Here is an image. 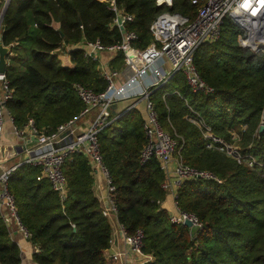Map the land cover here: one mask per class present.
Returning <instances> with one entry per match:
<instances>
[{
	"label": "trees",
	"instance_id": "1",
	"mask_svg": "<svg viewBox=\"0 0 264 264\" xmlns=\"http://www.w3.org/2000/svg\"><path fill=\"white\" fill-rule=\"evenodd\" d=\"M115 3L132 14L126 26L136 33L131 43L136 48L150 41L149 25L162 11L192 19L199 6L189 0H172L170 7L156 6L154 0ZM111 16L102 0H8L0 42L10 47L3 73L11 89L6 107L17 128L31 118L36 130L49 132L77 116L83 104L73 82L96 93L104 90L97 59L84 58L80 42H118L120 32L109 25ZM239 34L241 29L226 17L219 37L194 50L195 67L211 92H192L177 71L148 94L160 126L176 140L174 155L220 180L190 178L176 189L175 205L201 223L194 232L171 222L161 205L164 174L158 162L139 159L143 112L131 107L97 134L101 161L114 186L110 196L116 218L128 233L142 230L141 251L150 255L142 264H264V50L241 46ZM64 46H69L70 66L61 65L57 56ZM121 57L117 52L109 64L119 67ZM186 115L201 119L220 142L207 147L203 128ZM225 144L235 152L227 153ZM61 169L63 196L45 178L36 179L38 166L19 165L8 177L18 220L28 233L24 237L34 247L32 260L116 264L103 257L110 226L94 194L86 156L70 154ZM9 230L0 217V264H19L20 250Z\"/></svg>",
	"mask_w": 264,
	"mask_h": 264
},
{
	"label": "built area",
	"instance_id": "2",
	"mask_svg": "<svg viewBox=\"0 0 264 264\" xmlns=\"http://www.w3.org/2000/svg\"><path fill=\"white\" fill-rule=\"evenodd\" d=\"M102 1L106 2L112 12L109 25L117 27L120 39L108 45L98 40H84L80 42L82 56L86 59H97L98 62V57L103 52L111 55L112 59L121 51L122 62L119 68L108 63H97L100 74L106 81V86L101 92L96 93L78 82L72 83L75 94L83 104L77 116L59 123L49 132L36 130L31 118L27 119L23 127L17 128L6 107V102L11 97V89L8 87L4 73H0V136L4 124L9 123L12 135L22 143V146L19 145L21 147L19 156L13 148L11 155L5 159L0 157V217L8 229L15 226L25 237L28 233L18 220L13 197L7 185L10 173L22 164L38 166L39 174L36 179L45 178L50 187L63 196L65 178L61 169L62 163L70 154L82 153L88 160L93 179L95 174H100L104 181L105 206L101 208V213L104 216L108 213L116 216V208L110 196L114 186L101 161L97 134L105 125L134 107L137 100L143 101L144 104L141 128L145 141L139 152V159L143 162L154 158L163 171L161 187L165 191V196H170L172 200L170 210L165 208L171 222L182 223L188 219L193 226L201 227V223L193 214L180 211L175 205V191L184 180L201 178L220 181L212 172L184 164L179 156L174 155L176 140L160 126L148 94L152 89L165 83L171 74L177 71L183 74L192 92L204 94L211 92L212 88L200 77L195 67L194 50L202 42L214 41L219 37L226 17L235 24L238 22L239 26H237L241 29V34L237 35L238 44H247L246 41L251 39L252 34L257 33L256 22L258 15L262 14L260 11L257 12V9H263L264 14V0H189L192 4H199L194 17L186 19L177 13L162 11L149 25L151 38L144 48H136L131 44L136 39V33L126 25L131 21L132 14L117 5L115 0ZM171 3L172 0H154V4L160 7H170ZM242 22L245 26L241 25ZM244 32L247 33L246 37ZM124 99L132 101L116 113L114 110L116 103ZM112 109L113 113H111ZM90 113L93 114L90 119L86 118L78 123L80 118ZM186 117L199 128H203V137L209 140L207 147L211 146L212 142H220L212 136L201 119L187 115ZM223 148L219 146V149ZM225 151L230 154L235 152L234 148L231 149L227 144ZM16 156L18 160L14 164L8 167L2 166L4 161ZM171 162H173L172 168L169 167ZM71 225L73 226L72 223ZM119 232L125 251L112 254L109 258L116 261V264H133L127 259L128 253L142 258L138 264L150 259V255L141 251L143 237L141 229L137 228L128 233L119 223Z\"/></svg>",
	"mask_w": 264,
	"mask_h": 264
},
{
	"label": "crops",
	"instance_id": "3",
	"mask_svg": "<svg viewBox=\"0 0 264 264\" xmlns=\"http://www.w3.org/2000/svg\"><path fill=\"white\" fill-rule=\"evenodd\" d=\"M3 4V3H2ZM1 9V8H0ZM69 46H64L63 48H60L57 50V56L61 63V65L70 66L71 60L68 54ZM111 55H109L106 52H103L98 57V62L100 64H109L111 60ZM7 62V60H6ZM110 65V64H109ZM132 100L124 99L121 101H118L116 103V106L114 108L115 112H120L123 110ZM137 109L141 110L144 114V104L143 101L137 100L136 105L134 106ZM22 143L20 140L16 139L10 130V124L5 123L3 126V133L0 136V149H2V154H5L6 151H10L12 153L13 148L16 149V154L19 156ZM16 156V157H17ZM170 168L173 167V162L169 165ZM93 191L95 196L97 197L100 210L105 206V187H104V181L100 174H95L93 179ZM172 204V200L170 196H165L164 200L162 201L161 205L166 208L167 210H170ZM106 219L108 220L109 226H110V237H109V244L108 246L103 250V257L105 260L109 259V257L112 254L119 253L121 251H125V245L121 239V235L119 232V222L116 218V216L113 213H108L106 216ZM11 238L16 242V244L19 247L20 252V263L19 264H37L34 262L31 258V252L34 250V247L30 244L28 240L24 237V235L17 229V227L12 226L9 230ZM127 259L133 264H138L142 258L139 255L128 253Z\"/></svg>",
	"mask_w": 264,
	"mask_h": 264
},
{
	"label": "water",
	"instance_id": "4",
	"mask_svg": "<svg viewBox=\"0 0 264 264\" xmlns=\"http://www.w3.org/2000/svg\"><path fill=\"white\" fill-rule=\"evenodd\" d=\"M8 3V0H4L3 1V4L1 6V9H0V21H1V18H2V15L5 11V8H6V5ZM236 21V20H235ZM236 25H238V22H236ZM239 26V25H238ZM241 44V43H240ZM241 46L243 47H246V48H249L251 49L252 51L254 52H257L259 50H264V45H260V46H250L246 43H242ZM9 46H5V45H2V43L0 42V73H3L4 72V69H5V65H6V56L9 52ZM114 110L112 109L111 110V113H113ZM263 129V123H261L259 125V128L258 130L261 131ZM183 225L187 226L189 229H190V232H194L197 227L196 226H193L190 222V220L188 219H185L183 222H182Z\"/></svg>",
	"mask_w": 264,
	"mask_h": 264
},
{
	"label": "rangeland",
	"instance_id": "5",
	"mask_svg": "<svg viewBox=\"0 0 264 264\" xmlns=\"http://www.w3.org/2000/svg\"><path fill=\"white\" fill-rule=\"evenodd\" d=\"M247 36V33L246 32H244V37H246ZM257 35H255V37H256ZM254 37V38H255ZM239 41V40H238ZM241 41V40H240ZM253 41H254V39H253ZM255 42V41H254ZM249 49V48H248ZM251 50V49H250ZM22 53H23V49H22V51H21V53H20V55H22ZM23 57V56H22ZM113 67H115V68H117L118 66H113ZM119 68V67H118ZM95 112V111H94ZM93 112V113H94ZM92 113H90V114H88V115H86L85 117H82V118H80L79 120H78V123H81V122H83L86 118H88V119H90L91 117H92ZM231 147V149H233V146H230ZM2 153V149H0V154ZM12 153L10 152V151H6L5 152V154H2L0 157L1 158H3V159H5V157H7L8 155H11ZM18 160V158L17 157H13V158H10V159H8V160H6V161H4L3 163H2V166L3 167H8V166H10V165H12V164H14L16 161Z\"/></svg>",
	"mask_w": 264,
	"mask_h": 264
},
{
	"label": "bare ground",
	"instance_id": "6",
	"mask_svg": "<svg viewBox=\"0 0 264 264\" xmlns=\"http://www.w3.org/2000/svg\"><path fill=\"white\" fill-rule=\"evenodd\" d=\"M259 18H260V15H258V21L256 22V24H257V33L256 32H254L253 34H252V37H251V39H249V41H246L247 43H253V39H254V41H255V43L258 45V46H260V45H264V31H262L261 29H260V25H259ZM261 32V33H260ZM255 35H257L256 37H255ZM255 37V38H254ZM256 45V46H257Z\"/></svg>",
	"mask_w": 264,
	"mask_h": 264
}]
</instances>
